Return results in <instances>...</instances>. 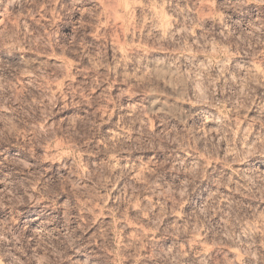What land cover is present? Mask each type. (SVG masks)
Listing matches in <instances>:
<instances>
[{
  "label": "clouds",
  "instance_id": "obj_1",
  "mask_svg": "<svg viewBox=\"0 0 264 264\" xmlns=\"http://www.w3.org/2000/svg\"><path fill=\"white\" fill-rule=\"evenodd\" d=\"M0 264H264V0H0Z\"/></svg>",
  "mask_w": 264,
  "mask_h": 264
}]
</instances>
